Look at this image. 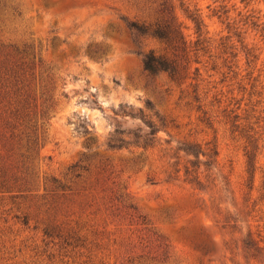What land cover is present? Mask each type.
I'll return each instance as SVG.
<instances>
[{
	"label": "rangeland",
	"instance_id": "374dc122",
	"mask_svg": "<svg viewBox=\"0 0 264 264\" xmlns=\"http://www.w3.org/2000/svg\"><path fill=\"white\" fill-rule=\"evenodd\" d=\"M7 1L21 16L2 24V42H30L36 57L17 79L0 76V171L12 186L0 193V264H264V0H182L206 39L230 36L239 52L232 71L210 53L192 62L200 101L190 81L144 71L145 54L167 50L134 42L127 24L154 23L156 6ZM226 108L253 129L250 170ZM116 130L126 142L111 147ZM249 233L262 246L257 259Z\"/></svg>",
	"mask_w": 264,
	"mask_h": 264
},
{
	"label": "trees",
	"instance_id": "16d2710c",
	"mask_svg": "<svg viewBox=\"0 0 264 264\" xmlns=\"http://www.w3.org/2000/svg\"><path fill=\"white\" fill-rule=\"evenodd\" d=\"M175 0H144V2L149 3L157 7L160 14V18L154 23H137L131 22L127 24V28L132 34L134 42H137L141 38H153L160 41L165 45L166 53H156L155 51H150L143 56V68L144 71L150 76L155 77L160 74H165L169 81L177 84L183 85L188 83V87L192 88L191 93L194 97L200 101L201 96L199 92V84L196 81L198 75L200 74V67L196 66L194 72H191L192 62L200 63V53H210L211 59L218 57L222 59V66H226L230 71L233 70V60L239 56V52H234L236 43L233 42L230 36L221 37L219 41H215L212 38L206 39L203 35V20L197 14V12L190 10V7H185V3L182 0H176L180 2V8L186 14V17L193 23L194 30L196 33V39L192 40L187 37L184 31L183 23L180 22L179 17L176 15V5ZM245 0H243L244 2ZM21 16L19 10L10 5L7 0H0V30L2 29V24L7 21L9 16ZM237 36H240L237 34ZM243 46V40L238 39ZM7 48H10L7 51ZM36 47L30 42H24L22 45L9 44L5 45L0 37V76L3 73L6 76H14L16 79L19 76L20 71L26 68L32 69L33 59L36 57L35 53ZM215 50L216 54L212 51ZM245 54L246 63L249 66L251 63L250 56L251 51L242 49ZM218 53V54H217ZM218 55V56H217ZM217 58V59H218ZM16 59V60H14ZM250 75V72L247 73ZM33 75V74H32ZM50 79V77L48 75ZM257 79V78H255ZM52 94L47 98V101L53 100ZM201 108V106H200ZM226 123L231 122V129L233 132H239L246 139V144L244 146L245 156L247 157L248 169L253 168L254 152L256 149L255 139L253 135L249 132L252 129L251 126L239 122L243 117L239 114H234L233 116L227 112V108L224 109ZM135 117L132 114H129ZM141 117L146 125L149 127V134L154 135L157 133V129L149 121H145V116L142 114ZM245 118V117H244ZM253 130V129H252ZM90 132L87 128L85 133ZM137 138L134 142L137 145L144 147L149 146V139L140 135L134 136ZM126 142L125 139L119 137V131L116 130L114 134L110 137L109 145L111 147L122 146ZM39 144L37 138L32 139L28 143V158L32 157V150H34ZM200 155V153H199ZM198 155V156H199ZM190 171V168L186 169V173ZM0 171V193L12 191V186L9 183L6 174ZM249 241L248 244L253 250L252 258L257 259V255L262 249L260 243L252 238V234H248Z\"/></svg>",
	"mask_w": 264,
	"mask_h": 264
}]
</instances>
